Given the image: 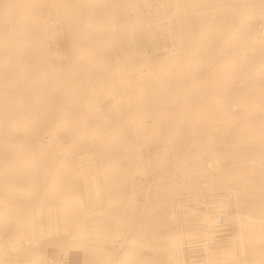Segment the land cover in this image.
Here are the masks:
<instances>
[{"label":"rangeland","instance_id":"rangeland-1","mask_svg":"<svg viewBox=\"0 0 264 264\" xmlns=\"http://www.w3.org/2000/svg\"><path fill=\"white\" fill-rule=\"evenodd\" d=\"M0 264H264V0H0Z\"/></svg>","mask_w":264,"mask_h":264},{"label":"bare ground","instance_id":"bare-ground-1","mask_svg":"<svg viewBox=\"0 0 264 264\" xmlns=\"http://www.w3.org/2000/svg\"><path fill=\"white\" fill-rule=\"evenodd\" d=\"M188 6H189V5H188ZM190 6H191V5H190ZM72 51H73V50H72ZM72 51H71V52H72ZM62 54H63V53H62ZM70 61H72V63H74V62H73L74 60H72V58L70 59ZM67 62H69V61L67 60Z\"/></svg>","mask_w":264,"mask_h":264}]
</instances>
